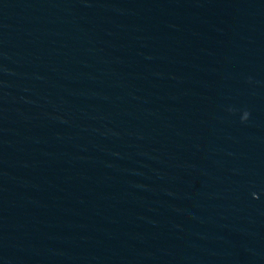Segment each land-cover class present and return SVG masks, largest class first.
<instances>
[{
	"label": "water",
	"instance_id": "1",
	"mask_svg": "<svg viewBox=\"0 0 264 264\" xmlns=\"http://www.w3.org/2000/svg\"><path fill=\"white\" fill-rule=\"evenodd\" d=\"M0 264H264V0H0Z\"/></svg>",
	"mask_w": 264,
	"mask_h": 264
}]
</instances>
